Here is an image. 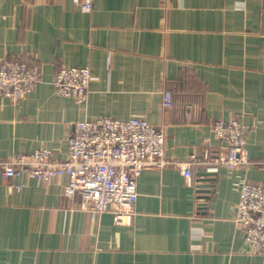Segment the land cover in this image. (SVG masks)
<instances>
[{
    "label": "crops",
    "instance_id": "obj_1",
    "mask_svg": "<svg viewBox=\"0 0 264 264\" xmlns=\"http://www.w3.org/2000/svg\"><path fill=\"white\" fill-rule=\"evenodd\" d=\"M84 1L0 0V63L21 58L41 76L19 103L0 97V160L44 148L64 159L77 122L142 117L181 163L214 155L213 122L237 120L252 164L194 166L189 179L148 168L125 224L65 197L66 177L0 171V264H264L232 222L238 185L264 187V0ZM69 67L93 75L82 104L55 92Z\"/></svg>",
    "mask_w": 264,
    "mask_h": 264
},
{
    "label": "built area",
    "instance_id": "obj_2",
    "mask_svg": "<svg viewBox=\"0 0 264 264\" xmlns=\"http://www.w3.org/2000/svg\"><path fill=\"white\" fill-rule=\"evenodd\" d=\"M81 7L91 10V1ZM40 69L21 58H5L0 63V97L17 104L31 94L40 82ZM93 75L87 67L60 69L53 80L56 94L77 103L87 99ZM163 103L172 107V93L163 92ZM212 130L220 148L199 158L192 154L184 162L169 160L164 151L165 134L142 117L118 120L104 117L81 121L68 137V152L57 159L47 148L28 155L0 160L4 176L27 174L41 181L66 177L64 196H80L81 208L95 214L110 212L117 224L129 223L137 200V179L148 168L179 166L183 176L192 178V167L210 165L233 171L249 166L243 147V127L237 120L215 121ZM240 199L232 219L244 233L252 253L264 255V187L242 181Z\"/></svg>",
    "mask_w": 264,
    "mask_h": 264
},
{
    "label": "water",
    "instance_id": "obj_3",
    "mask_svg": "<svg viewBox=\"0 0 264 264\" xmlns=\"http://www.w3.org/2000/svg\"><path fill=\"white\" fill-rule=\"evenodd\" d=\"M212 173H206V174H204V175H211ZM203 175V174H202ZM200 187H202V185L200 186Z\"/></svg>",
    "mask_w": 264,
    "mask_h": 264
}]
</instances>
